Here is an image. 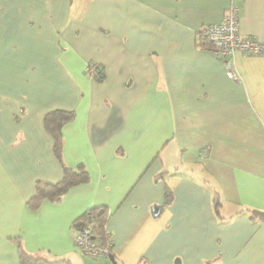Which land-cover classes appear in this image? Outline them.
Listing matches in <instances>:
<instances>
[{
    "label": "crops",
    "instance_id": "crops-1",
    "mask_svg": "<svg viewBox=\"0 0 264 264\" xmlns=\"http://www.w3.org/2000/svg\"><path fill=\"white\" fill-rule=\"evenodd\" d=\"M231 4L264 43V0H0V264H19L13 236L72 264H264V54L229 56L234 80L198 39ZM53 109L74 112L60 160ZM80 164L87 182L28 208ZM94 205L113 259L74 245Z\"/></svg>",
    "mask_w": 264,
    "mask_h": 264
},
{
    "label": "trees",
    "instance_id": "trees-1",
    "mask_svg": "<svg viewBox=\"0 0 264 264\" xmlns=\"http://www.w3.org/2000/svg\"><path fill=\"white\" fill-rule=\"evenodd\" d=\"M200 43H204L210 47V43L198 37ZM93 69L98 73L96 80L100 81L103 77V72L98 65L94 64ZM74 116L72 110L53 109L45 113L43 117V125L52 137V151L54 156L60 160L62 150V132L61 127L64 123L70 121ZM89 176L83 165L77 167L62 166V177L55 182L38 180L35 184L34 193L30 196L26 204L28 208L34 210L44 200L50 202H58L70 188L75 185L87 182ZM216 209L219 205L218 197L214 199ZM251 215L264 221V210L250 209ZM106 207L103 205H94L86 208L78 218L74 221L77 230L82 221L90 218L91 222V238L95 241L96 246L102 247L107 244L108 234L105 230V220L107 216ZM76 230V231H77ZM12 239L16 242L18 262L19 264H72L66 257H48L41 253H32L26 250L22 244L20 236H13Z\"/></svg>",
    "mask_w": 264,
    "mask_h": 264
},
{
    "label": "built area",
    "instance_id": "built-area-1",
    "mask_svg": "<svg viewBox=\"0 0 264 264\" xmlns=\"http://www.w3.org/2000/svg\"><path fill=\"white\" fill-rule=\"evenodd\" d=\"M199 37L210 43L209 50L215 57L225 60L226 75L238 80L229 56L236 52L243 54H264V43L253 38L241 37L238 32V13L235 5L231 4L219 21L207 23L200 31ZM86 72L96 78L98 73L93 69V63L86 64ZM74 245L84 255L91 258L108 257L111 251V241L105 246H96L91 238L90 218L82 221L74 237ZM144 259L140 264H144Z\"/></svg>",
    "mask_w": 264,
    "mask_h": 264
},
{
    "label": "water",
    "instance_id": "water-1",
    "mask_svg": "<svg viewBox=\"0 0 264 264\" xmlns=\"http://www.w3.org/2000/svg\"><path fill=\"white\" fill-rule=\"evenodd\" d=\"M154 209L156 210V208H154ZM109 257H110L111 259H113V256H112V255H110Z\"/></svg>",
    "mask_w": 264,
    "mask_h": 264
},
{
    "label": "clouds",
    "instance_id": "clouds-1",
    "mask_svg": "<svg viewBox=\"0 0 264 264\" xmlns=\"http://www.w3.org/2000/svg\"><path fill=\"white\" fill-rule=\"evenodd\" d=\"M111 255V251H110V253H109V255L108 256H110Z\"/></svg>",
    "mask_w": 264,
    "mask_h": 264
}]
</instances>
